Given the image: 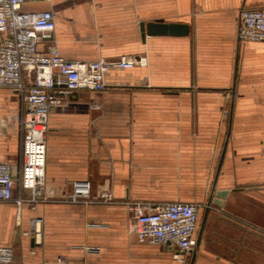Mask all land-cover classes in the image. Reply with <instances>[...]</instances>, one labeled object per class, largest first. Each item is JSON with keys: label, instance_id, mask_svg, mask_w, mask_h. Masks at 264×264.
<instances>
[{"label": "crops", "instance_id": "0c3cea01", "mask_svg": "<svg viewBox=\"0 0 264 264\" xmlns=\"http://www.w3.org/2000/svg\"><path fill=\"white\" fill-rule=\"evenodd\" d=\"M264 0H49L51 43L69 60L146 56L110 69L102 92L79 91L48 120L41 201L0 202V245L13 264H181L139 241L126 202H197L196 247L184 264H264V42L238 41V13ZM153 21L184 35H146ZM19 95L0 87V161L21 163ZM88 181L98 202L67 201ZM17 188H15L16 192ZM107 193L111 202H103ZM34 223L32 230V222ZM38 230V233H36ZM98 250L86 252L84 247Z\"/></svg>", "mask_w": 264, "mask_h": 264}, {"label": "built area", "instance_id": "2783aa9c", "mask_svg": "<svg viewBox=\"0 0 264 264\" xmlns=\"http://www.w3.org/2000/svg\"><path fill=\"white\" fill-rule=\"evenodd\" d=\"M49 0H0V87L19 95L23 111L20 119L21 163L18 170L0 161V202L35 205L44 186L51 110L79 91L102 92L107 72L145 67L146 56L99 58L85 62L62 57L53 43L45 51L38 45L52 40L55 28L51 11L27 12L25 2ZM238 41L264 42V4L243 7L238 13ZM15 188H17L15 192ZM107 193L103 202H111ZM70 203L90 204L88 181H74L67 196ZM130 231L139 241L164 246L172 259L184 264L196 247L198 214L206 205L197 202H126ZM32 222V230L34 229ZM38 233V230L37 232ZM94 252L95 247H84ZM0 264H13V249L0 245Z\"/></svg>", "mask_w": 264, "mask_h": 264}, {"label": "water", "instance_id": "95a60500", "mask_svg": "<svg viewBox=\"0 0 264 264\" xmlns=\"http://www.w3.org/2000/svg\"><path fill=\"white\" fill-rule=\"evenodd\" d=\"M140 30L142 32V38L146 35H184L188 33V26L184 24L177 23H163L162 21L148 22L145 25H140ZM228 190L223 191H211V195L207 201L205 209L208 210L210 205L217 207L222 206L223 200L226 198ZM190 264H193V256L190 260Z\"/></svg>", "mask_w": 264, "mask_h": 264}]
</instances>
